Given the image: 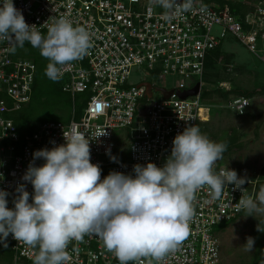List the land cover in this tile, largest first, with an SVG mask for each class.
Here are the masks:
<instances>
[{"label": "built area", "instance_id": "2783aa9c", "mask_svg": "<svg viewBox=\"0 0 264 264\" xmlns=\"http://www.w3.org/2000/svg\"><path fill=\"white\" fill-rule=\"evenodd\" d=\"M210 1L192 0L190 10L177 7L169 20L165 9L151 5L150 0H13L26 23L43 35L56 20L67 18L74 27L89 31L93 46L83 59L62 66V76L56 81L70 97L69 120L41 122L20 135L12 115L30 102L36 67L32 60L14 55V38L0 40V190L8 193L9 209H14L21 184L32 202L33 186L23 176L30 163L37 167L45 163L43 159L33 161V153L64 144V134L86 136L91 163L100 166L103 179L113 171L135 177L137 164L152 162L163 167L175 136L186 127L202 128L206 121L199 111L203 109L210 117V106L203 107L206 100L202 98L208 89H203V77L210 52L231 38L249 53L264 55V0H258L243 20L227 4L209 5ZM183 3L178 0V5ZM225 68L230 72L233 66ZM134 75H139L136 83L131 81ZM166 79H170L169 89L157 81ZM196 84V95L180 98V92ZM161 90L171 94L164 98ZM77 102L82 106L80 118L75 113ZM224 107L239 116L248 101L233 98ZM104 131L107 135L97 138ZM109 150L114 157L118 151L128 150V156L113 161ZM227 169L247 177L241 189L225 186L218 198L208 186L197 190L189 232L177 250L159 262L141 257L129 264H149L150 259L151 264H219L218 226L244 212L240 198L258 202L264 188V177L246 166L218 161L213 171L219 174ZM6 241L10 264H34L38 247H29L12 234ZM67 252L68 264H119L94 234L85 235L83 242L71 241Z\"/></svg>", "mask_w": 264, "mask_h": 264}, {"label": "clouds", "instance_id": "9594fccd", "mask_svg": "<svg viewBox=\"0 0 264 264\" xmlns=\"http://www.w3.org/2000/svg\"><path fill=\"white\" fill-rule=\"evenodd\" d=\"M150 3L165 9L169 20L177 7L181 11L192 7V0H184L182 6L178 0ZM10 37L18 47L28 42L40 50L49 61L45 74L53 81L61 78L62 66L83 59L93 46L85 27H74L69 19L60 18L43 35L26 23L13 0H3L0 40ZM106 135L104 131L97 138ZM64 138V144L33 153V161L43 159L45 163L38 167L30 163L23 176L34 189L31 203L23 184L17 188L14 209L7 207L8 193L0 190V243L7 247V237L12 234L15 240L38 247L34 264H68L69 243L83 242L84 236L90 234L103 241L119 264L141 257L159 262L187 237L197 190L208 186L218 198L225 186L241 189L247 182L246 176H238L232 169L219 174L213 171L227 144L211 141L197 126L186 127L175 136L163 167L152 162L134 165L135 177L113 171L101 179L100 166L91 163L86 136L70 133ZM107 154L116 160L110 150ZM258 201L264 205V192ZM239 206L247 216L262 210L252 198H240ZM245 245V250L251 251L254 239L249 237Z\"/></svg>", "mask_w": 264, "mask_h": 264}, {"label": "rangeland", "instance_id": "374dc122", "mask_svg": "<svg viewBox=\"0 0 264 264\" xmlns=\"http://www.w3.org/2000/svg\"><path fill=\"white\" fill-rule=\"evenodd\" d=\"M222 1L237 7L240 13H247L253 10L258 0ZM261 22L264 28V18ZM220 52L218 70L210 72V74L215 73V75L218 74L217 77L219 76L216 86L224 90V94L228 93V95L226 94L227 99L238 96L237 92L251 93L252 95L247 99L248 107L244 113L236 116L225 109L224 106L227 102L224 101V97L218 93H211L206 98V105H203V107L210 106V117L204 115L203 109L199 111V117L202 121H206L201 133L214 142H232L231 147L223 153V158L218 161L233 167L246 166L253 173L264 177V92L261 90L264 87V55L258 57L249 53L243 45L231 38L222 42ZM33 53L36 54L40 62H49L41 56L39 49L34 48ZM228 65L233 66V69L230 72H225L224 67ZM138 80L139 75L131 77L133 83L138 82ZM157 81L160 87L169 89L171 86L170 79ZM214 85L206 84L204 81L203 89L207 86L209 91L215 90ZM49 95L51 98L55 97L52 91ZM62 98H66V95H59L53 108L62 117H68V107L70 109V106L68 103H64ZM34 108L36 111L40 110L38 106ZM28 111L29 109L23 113ZM36 111L33 110L34 113ZM117 155L116 159H124L128 156V150L118 151ZM262 192H264V188ZM257 204L262 209L261 211H253L252 216H247L248 213L243 214L219 231V255L221 256L219 264L256 262L258 246H264V238L261 239L264 235V205H260L259 201ZM249 237L254 239V247L251 251H246L245 244ZM7 258V253H0L1 264H5Z\"/></svg>", "mask_w": 264, "mask_h": 264}, {"label": "trees", "instance_id": "16d2710c", "mask_svg": "<svg viewBox=\"0 0 264 264\" xmlns=\"http://www.w3.org/2000/svg\"><path fill=\"white\" fill-rule=\"evenodd\" d=\"M209 5L213 4V5H223V4H227L225 1L222 0H211L210 2H207ZM228 5V4H227ZM230 5V6H229ZM229 8L232 11V13L234 15H237L240 17V19H244V16L246 14V12L244 13H240L239 9L237 7L232 6L231 4H229ZM248 13V12H247ZM242 19V20H243ZM244 25V23H243ZM33 47L30 45V43L25 42L23 47H18L16 45V43L14 44V55L16 57H22V58H26V59H30L33 61V63L35 64L36 70H35V78H34V83L32 86V95H31V99L30 102L23 107L20 111L15 112L12 115V120L15 124V126L18 129V133L20 135H24L25 133L30 132L33 127L41 122H46V121H64L67 122L69 120V112L70 109L68 107V117H62L61 114H59V112L55 111V109L53 108V105L55 104L54 102L56 101V98L61 95L64 94L66 95V98H62V100L64 101V103H68L70 106V97L61 91V88L59 86V84L56 81H53L51 79H49L47 77V75L45 74V70L47 67V63L45 62H40V60H38V57L36 56V54L33 53ZM221 56V52H220V46H218L216 49H214L213 51L210 52V54L207 57L206 60V72L205 75L203 77L204 81L206 84H215V90H210L209 88L203 92L202 94V98L204 100H206L207 97L210 96L211 93H218L220 94V96L224 97V101L228 102L231 99H227L228 97L226 96V94L228 95V93L224 94V90L219 89L216 85H217V79H219L217 77V75L214 74H210V72L214 71V70H218V62ZM215 71V72H216ZM224 71L226 72V68L224 67ZM208 86V85H207ZM264 92V87L261 89ZM52 93L55 94L54 98H51L49 94ZM235 91V90H234ZM50 92V93H49ZM233 92V91H232ZM235 93V92H233ZM238 96H235L233 98L236 97H244V98H249L251 97V93H247V94H243L241 92H237ZM232 98V99H233ZM62 101V102H63ZM38 106V108L40 110L36 111L34 107ZM81 102H77L76 105V118H80L81 116ZM29 109V111L27 113H23V111ZM36 111L35 113L33 112ZM204 123L202 124L203 127ZM201 132L203 131L202 128H200ZM227 144V148L231 147L232 142H225ZM229 145V146H228ZM264 172V170H263ZM247 212L244 211L243 213H241L240 216H242L243 214H246ZM238 216V217H240ZM229 223L226 224H222L220 226H218L217 229L219 230H223L225 227L228 226ZM264 238L261 237V239ZM7 243V247H4L3 243H0V253H7L8 254V258L6 259V263L5 264H10V249H9V243L6 241ZM258 255L256 256V262H251L249 264H264V246H258ZM1 264V263H0Z\"/></svg>", "mask_w": 264, "mask_h": 264}, {"label": "water", "instance_id": "95a60500", "mask_svg": "<svg viewBox=\"0 0 264 264\" xmlns=\"http://www.w3.org/2000/svg\"><path fill=\"white\" fill-rule=\"evenodd\" d=\"M145 87L146 88H149V84H145ZM198 88H199V85L196 84L193 88L189 89V90H186V91H183V92H180L179 95H180V98L184 99L188 96H194L197 94L198 92ZM164 98H167L171 92L170 91H165V90H161Z\"/></svg>", "mask_w": 264, "mask_h": 264}]
</instances>
